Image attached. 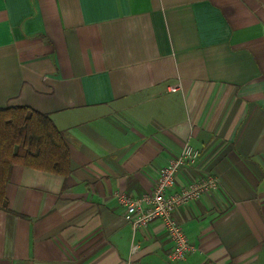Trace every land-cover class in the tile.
<instances>
[{
    "label": "crops",
    "instance_id": "1",
    "mask_svg": "<svg viewBox=\"0 0 264 264\" xmlns=\"http://www.w3.org/2000/svg\"><path fill=\"white\" fill-rule=\"evenodd\" d=\"M8 107L48 115L72 171L12 168L0 264H264V0H0ZM186 144L175 191L218 188L176 210L194 250L173 263L117 196L151 193Z\"/></svg>",
    "mask_w": 264,
    "mask_h": 264
},
{
    "label": "trees",
    "instance_id": "2",
    "mask_svg": "<svg viewBox=\"0 0 264 264\" xmlns=\"http://www.w3.org/2000/svg\"><path fill=\"white\" fill-rule=\"evenodd\" d=\"M15 165L63 177L71 174L65 134L48 115L27 107L0 110V210L6 212V187Z\"/></svg>",
    "mask_w": 264,
    "mask_h": 264
},
{
    "label": "built area",
    "instance_id": "3",
    "mask_svg": "<svg viewBox=\"0 0 264 264\" xmlns=\"http://www.w3.org/2000/svg\"><path fill=\"white\" fill-rule=\"evenodd\" d=\"M177 88H173L176 91ZM198 157V152L186 144L182 151L170 159L159 172L153 191L137 198L118 195V201L123 207V220L132 226L134 231L147 228L155 221L161 222L170 241L172 249L168 254L170 262L184 261L194 250L184 230L176 222V210L191 201L196 200L205 191L217 190L218 179L206 178L184 188L182 192L175 191L178 172ZM138 246H132V253L137 252ZM127 264H137L129 260Z\"/></svg>",
    "mask_w": 264,
    "mask_h": 264
}]
</instances>
